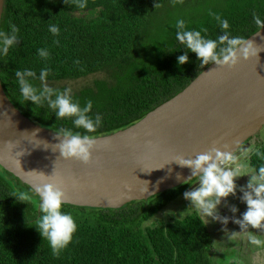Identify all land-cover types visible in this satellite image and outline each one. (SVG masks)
Here are the masks:
<instances>
[{"label": "trees", "instance_id": "16d2710c", "mask_svg": "<svg viewBox=\"0 0 264 264\" xmlns=\"http://www.w3.org/2000/svg\"><path fill=\"white\" fill-rule=\"evenodd\" d=\"M253 13L264 19V0H87L83 10L64 0H4L0 30L10 35L11 23L19 33L8 55L0 56V81L32 122L55 132L83 133L72 124L75 117L58 119L47 99L24 101L15 70L36 71V78L27 79L38 93L45 66L47 85L61 93L66 86L55 82L103 73L72 89L71 96L81 107L92 101L89 115H100L103 123L91 135H107L140 120L212 63L203 65L175 39L177 20L216 39L224 35L215 19L220 16L228 20L232 36L245 40L258 30ZM50 25L59 27L58 36ZM41 48L50 53L47 61L38 55ZM185 53L188 61L178 65ZM256 150L264 152V141L248 156L253 169L260 163ZM195 179L117 209L65 204L62 211L73 216L77 230L56 256L33 224L41 215L34 188L0 166V264H214L211 232L197 213L144 225Z\"/></svg>", "mask_w": 264, "mask_h": 264}, {"label": "water", "instance_id": "95a60500", "mask_svg": "<svg viewBox=\"0 0 264 264\" xmlns=\"http://www.w3.org/2000/svg\"><path fill=\"white\" fill-rule=\"evenodd\" d=\"M4 0H0V23ZM244 41L258 48L235 65L214 62L181 91L130 126L95 136L87 164L64 158L63 135L25 117L0 81V166L35 189L54 183L65 204L117 209L194 178L177 157L212 148L239 154L264 126V29Z\"/></svg>", "mask_w": 264, "mask_h": 264}, {"label": "clouds", "instance_id": "9594fccd", "mask_svg": "<svg viewBox=\"0 0 264 264\" xmlns=\"http://www.w3.org/2000/svg\"><path fill=\"white\" fill-rule=\"evenodd\" d=\"M66 4H75L83 10L87 7V0H64ZM219 27L224 35L216 39L208 38L202 35L200 30H187L185 21L179 19L176 21L177 29L175 39L183 44L189 51L196 53L203 65L214 62L218 66L235 65L242 55L245 59L255 56L258 48L254 47L253 42L244 41L239 37H234L230 32V25L227 19L220 16L215 17ZM253 20L257 29H264V19L253 13ZM11 34L0 30V56H7L9 48L16 42L19 29L15 24L9 25ZM49 31L58 36L60 29L57 25H50ZM205 33L206 29L203 30ZM58 43V41H57ZM218 45H225L218 49ZM38 55L44 61H47L50 53L45 49H38ZM187 53L178 57V65H183L188 61ZM50 69L45 66L40 69L38 79L44 83L42 91L27 79V77L36 78V71L31 68L15 70L16 82L19 86L21 96L24 101L30 100L33 104H39L41 99H47L50 108L55 110L58 119L64 117H75L72 124L75 129H83L84 132L73 131L70 129H60L57 135L62 133L63 138L58 147L61 155L68 158L78 159L85 164L92 158V152L96 146L97 139L91 135L103 123L102 117L96 115L94 118L89 115L93 104L89 100L81 107L80 104L73 102L71 96V87H66L61 93L56 89L49 87L46 83L49 77ZM55 94V99H52ZM255 156L260 161L255 169H247L244 173L238 168H228L224 165L233 162L235 156L228 151H221L218 148H212L205 153L198 154L195 159H186L182 156L177 157L181 166H188L192 169L193 176L199 180V187L184 193V197L190 200L195 206V210L202 220L207 222V218L221 220L224 224L228 218H221L217 213V206L222 198L236 193L237 185L235 180L240 175L250 173L246 186H241L243 193L241 199L246 203L247 209L243 213L242 219L235 220L241 228L251 226L255 229L264 228V152L255 151ZM34 194L39 201L38 212L41 214L35 218L34 225L46 238L51 246L54 255L59 256L61 249L67 247L71 242L73 233L77 230V224L70 213L62 211L65 205L64 191L54 183H43L34 189ZM25 200L23 196L18 197ZM237 211L235 207L231 209ZM239 238L238 233H233L230 239ZM247 239L251 245H260L261 240L255 235L249 234ZM236 264H240L239 260Z\"/></svg>", "mask_w": 264, "mask_h": 264}, {"label": "rangeland", "instance_id": "374dc122", "mask_svg": "<svg viewBox=\"0 0 264 264\" xmlns=\"http://www.w3.org/2000/svg\"><path fill=\"white\" fill-rule=\"evenodd\" d=\"M102 74L103 73L101 72H97L95 74H91L78 79H68L60 82H55V85L61 84L65 85L66 87H71V89H77L85 84H90L93 79L102 77ZM250 141V144L237 156H235V159L232 162L234 167L240 169L242 173H244L247 169H253L249 162L248 156L251 151L256 148V144L264 141V126L261 128L256 137L251 139ZM249 176L250 173L247 174V180H249ZM236 185V193L234 195L230 194L228 196V199L231 201L230 204L227 205L226 202L222 199L221 203L217 206L218 215L221 218H228V222L224 224L222 222V219L218 220L211 217L207 218L206 224L211 232L212 249H214L215 251V253L213 254V263L236 264V261L239 260L240 264H260V262L261 264H264V254L256 255L257 252H254L255 249L261 250L264 248V228L255 229L251 226H246L242 229L238 223H235V220L242 219L240 211L241 213H244L247 209L246 205H244V207L242 205V208H240V205L244 204L245 202L241 199L243 193L240 191V186L238 184ZM198 187L199 180L196 179L184 192L167 203V205L164 206L158 213L147 220L144 225H154L162 222L165 223L174 218H182L186 215L197 213L192 202L185 199L184 193L187 191H192ZM233 207H235L237 211L233 212L231 210ZM224 208L230 212L231 217L230 215H227ZM233 233H238L239 238L235 240L230 239ZM249 234L257 236V238L261 240V244L251 245L247 239V236ZM257 256L260 257V260Z\"/></svg>", "mask_w": 264, "mask_h": 264}, {"label": "crops", "instance_id": "0c3cea01", "mask_svg": "<svg viewBox=\"0 0 264 264\" xmlns=\"http://www.w3.org/2000/svg\"><path fill=\"white\" fill-rule=\"evenodd\" d=\"M235 168V167H234ZM247 182H248V180H247V175H240V176H238L237 178H236V180H235V183L236 184H238L239 186H240V189H241V186H246L247 185ZM241 191V190H240ZM242 192V191H241ZM225 202H226V204L227 205H229L230 204V200L228 199V197H227V199L226 198H222ZM241 204V203H240ZM242 205H243V207H244V205H246V203H244V204H241L240 205V208H242ZM246 208H247V205H246ZM225 209V208H224ZM225 211H226V213H227V215H230V212L227 210V209H225ZM240 214H241V218L243 217V213H241V211H240ZM229 217V216H228ZM230 217H231V215H230ZM229 217V218H230ZM254 252H257V254L256 255H263L264 254V248L263 249H261V250H258V249H255L254 250ZM258 257V259L260 260V257L259 256H257ZM262 258V257H261ZM260 264H261V262H260Z\"/></svg>", "mask_w": 264, "mask_h": 264}, {"label": "built area", "instance_id": "2783aa9c", "mask_svg": "<svg viewBox=\"0 0 264 264\" xmlns=\"http://www.w3.org/2000/svg\"><path fill=\"white\" fill-rule=\"evenodd\" d=\"M233 164H232V162H229L228 164H226V165H224V167H228V168H233Z\"/></svg>", "mask_w": 264, "mask_h": 264}, {"label": "flooded vegetation", "instance_id": "af4514ba", "mask_svg": "<svg viewBox=\"0 0 264 264\" xmlns=\"http://www.w3.org/2000/svg\"><path fill=\"white\" fill-rule=\"evenodd\" d=\"M252 139H253V138H252ZM250 140H251V139H250ZM250 142H251V141H250ZM196 179H197V177H196ZM196 179H195V180H196ZM195 180H194V181H195ZM194 181H193V182H194Z\"/></svg>", "mask_w": 264, "mask_h": 264}]
</instances>
